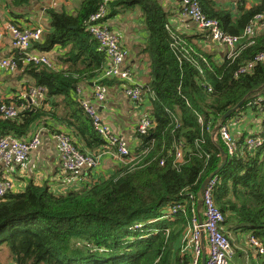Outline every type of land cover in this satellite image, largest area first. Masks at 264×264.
<instances>
[{"label": "trees", "instance_id": "1", "mask_svg": "<svg viewBox=\"0 0 264 264\" xmlns=\"http://www.w3.org/2000/svg\"><path fill=\"white\" fill-rule=\"evenodd\" d=\"M103 2L82 0L74 14L51 11V31L32 43L38 53L61 44L66 52L58 59L66 67L25 63L22 51L15 56L17 68L33 77L25 93L42 87V98L37 103L27 95L0 100V105L24 106L12 118L0 113V137L27 139L32 129L41 127L53 135L68 134L81 153L98 156L107 149L75 96L81 82L100 79L106 63L86 30L90 15ZM197 2L224 35L237 38L220 61L171 28L170 13L158 0L107 2L104 20L140 5L147 30L143 52L149 56L148 87L154 93L146 117L152 123L145 133H136L133 153L102 180L64 191L30 181L21 191L0 196V245L8 247L14 264H191L185 235L201 199L199 188L221 163L217 145L226 150L212 130L242 99V107L224 125L247 109L264 108V28L254 30L264 18V0H237L234 10L214 0ZM116 80L100 82L107 87ZM257 134L246 132L236 140L239 147L228 156L213 188L224 233L234 245L231 261L242 264H264V253L248 243L246 251L240 241L253 236L264 248V141L253 148L244 144L246 135Z\"/></svg>", "mask_w": 264, "mask_h": 264}, {"label": "crops", "instance_id": "2", "mask_svg": "<svg viewBox=\"0 0 264 264\" xmlns=\"http://www.w3.org/2000/svg\"><path fill=\"white\" fill-rule=\"evenodd\" d=\"M81 1L0 0L1 55L4 57H15L20 53L13 47L11 36L4 28L7 22L12 21L21 27H40L43 37L51 31V11L74 14ZM158 1L170 13L169 26L171 28L189 37L200 50L212 53L215 61H220L225 56L226 48L224 46L214 42L194 22L189 21V19H182L179 16L180 4L178 1ZM214 1L220 7H230L234 10L237 0ZM257 1L248 0L249 4H254ZM105 23L118 35L121 45L128 49L129 54L124 64L130 69V80L122 81L118 79L116 82L107 85L105 100L101 103H98L93 97V86L96 81L92 78L81 82L77 86L75 96L79 101L87 100L94 105L97 113L110 128V131L119 139L126 141L132 154L139 142L136 136V126L144 116L150 114L154 100V93L148 87L150 81L148 76L149 56L143 52L147 30L144 26L140 5H135L109 15ZM263 28L264 18L258 20L254 25L255 31H260ZM38 51L32 45L26 52L36 53ZM64 52H66V48L56 43L49 51L42 53H46L58 68H64L68 64L58 59ZM33 82V77L24 72L22 68H16L13 71H0V100L11 99L15 95H23L25 87L32 85ZM133 86H139L143 90V95L136 101H132L124 92L125 88ZM36 98L32 100V103H37ZM263 119L264 108L257 112L247 109L239 119H233L235 122L231 124L229 131L235 140L242 138L246 132L259 133ZM37 129H40V143L38 147L30 151L25 161L21 164L15 165L11 169H0V178L9 177L12 180V192L23 190L30 181L47 182L51 189L64 191L70 185L80 186L85 183L102 180L123 164L122 160L115 154L109 149H105L99 153L97 164L92 170L87 169L77 174L68 173L61 167L59 153L52 132L46 128L40 127ZM32 132L33 129L30 133ZM246 137H249V135H246ZM196 214L201 218V208L199 210L196 208ZM240 241L243 243V247L244 245L245 247L239 246L247 251L248 242L245 237H242ZM3 248L0 246V264H14L8 252ZM189 251L191 250L189 249Z\"/></svg>", "mask_w": 264, "mask_h": 264}, {"label": "built area", "instance_id": "3", "mask_svg": "<svg viewBox=\"0 0 264 264\" xmlns=\"http://www.w3.org/2000/svg\"><path fill=\"white\" fill-rule=\"evenodd\" d=\"M104 0L96 12L90 15L86 30L94 37L97 42V51L103 52L106 57L105 66L102 69L101 77L93 86V97L101 103L105 100L107 87L100 81L103 78H117L122 81L130 80V69H128L124 61L129 52L121 45L118 35L112 31L103 19L107 9V2ZM179 2V16L182 19H189L194 22L198 28L205 31L207 35L217 44L224 46L228 52H231L237 42L236 37L226 36L222 33L219 23L214 19L206 18L198 5L197 0H176ZM262 18V17H260ZM257 18V19H260ZM5 30L11 36L13 47L19 52H24L23 58L25 63L35 65L44 64L53 66V60L46 53L26 52L33 42H38L42 37L40 27L26 26L21 27L16 23L9 21L5 24ZM252 28L247 30L251 33ZM262 57H259L261 59ZM17 68L15 57H4L0 53V71H13ZM43 88L34 87L21 96L30 97L34 100L41 95ZM125 94L132 100L136 101L143 95V90L139 86L127 87L124 89ZM261 96H259L260 98ZM264 98V96L262 97ZM85 113L90 117L93 129L107 144L113 154L123 161L124 157L129 155V147L126 141L116 137L106 123L101 119L96 108L87 100H80ZM251 101V104H255ZM24 108L21 105H0V113L8 118L15 117L18 111ZM152 120L144 116L136 126V133L142 134L150 127ZM221 139L226 147L228 156L233 155L239 147L238 142L232 137L229 128L223 123L219 125L218 131ZM54 136L56 147L59 153L60 164L64 171L77 174L85 169L92 170L98 160V156L81 153L73 144L72 138L66 133H57ZM263 136V138H262ZM264 141V127H261L257 135L246 137L244 144L249 148L260 145ZM40 143V129H35L29 138L17 139L11 136L0 137V169H11L15 165H19L25 161L30 151L36 149ZM9 177L0 178V196L8 191H12L13 184ZM217 183V176H213L207 183L204 192L201 195L202 205L201 218L198 214L191 219V225L185 235L187 246L190 247L192 253L191 264H198L201 258L202 246L201 240H204L206 246V260L204 264H229L234 254L230 241L223 230L224 215L216 207L213 197V188ZM248 244L257 249L259 254L264 253V248L259 241L250 236Z\"/></svg>", "mask_w": 264, "mask_h": 264}, {"label": "water", "instance_id": "4", "mask_svg": "<svg viewBox=\"0 0 264 264\" xmlns=\"http://www.w3.org/2000/svg\"><path fill=\"white\" fill-rule=\"evenodd\" d=\"M263 87H260L257 89L256 92L262 91ZM27 99L29 100V102H32V99L30 97H27ZM246 99H242L240 102H238L234 107L228 109L225 113H223L219 119L220 123H218L216 126H214L213 130H212V137L214 138L215 135L217 134L219 125H221L224 121H226L228 118H230L232 116V114H234L235 112H237L243 105V103L245 102ZM219 151H220V159H221V163L218 166L217 169H215L208 177H206L201 185H200V192L203 193L206 185L208 183V181L213 177L216 176L221 169H223V167L225 166V164L227 163V159H228V155L226 153V151L220 147L219 145H217ZM202 205V199L198 200L197 202V210H199V208H201ZM201 246H202V254H201V258H200V264H204L205 260H206V250H205V246H204V240H201Z\"/></svg>", "mask_w": 264, "mask_h": 264}, {"label": "rangeland", "instance_id": "5", "mask_svg": "<svg viewBox=\"0 0 264 264\" xmlns=\"http://www.w3.org/2000/svg\"><path fill=\"white\" fill-rule=\"evenodd\" d=\"M228 127H229V129H231V124L229 123L228 124ZM0 246H2V247H4L3 249H5V251H7L8 252V254L10 255V252H9V250H8V247L5 245V244H2V245H0ZM232 248H233V250H234V245L232 244ZM235 251V250H234ZM244 252H245V250H244ZM242 264L241 263V261H230V263L229 264Z\"/></svg>", "mask_w": 264, "mask_h": 264}]
</instances>
